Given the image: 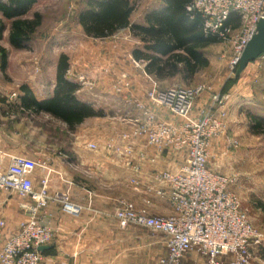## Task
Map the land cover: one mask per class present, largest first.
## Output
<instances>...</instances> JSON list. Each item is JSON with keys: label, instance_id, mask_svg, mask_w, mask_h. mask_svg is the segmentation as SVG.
<instances>
[{"label": "rangeland", "instance_id": "1", "mask_svg": "<svg viewBox=\"0 0 264 264\" xmlns=\"http://www.w3.org/2000/svg\"><path fill=\"white\" fill-rule=\"evenodd\" d=\"M141 6L136 5L132 12L133 23H138L137 16L142 11ZM85 8L86 0H36L26 14L29 17L36 10L42 15L35 33L24 48L6 54L4 65L0 56V99L5 100L0 102V148L10 152L9 155H22L45 166L47 155L58 153L68 141L74 140L76 127L68 131L63 123L48 114L22 111L20 107V86L26 85V82H31L33 92L36 88H42L44 83H53L55 87L56 63L60 54L68 57L67 78L79 85L76 98L81 102L86 98L87 101L83 103L89 104L93 109L97 107L94 99L100 96V92L107 98L110 94H121L131 89L128 80L131 74L145 72L144 66L142 68L140 64L137 65L138 61L130 54L129 46H134V43L126 31L116 32V35L104 39L87 37L80 32L77 18ZM238 31L227 41H219L204 49L209 64L190 81H183L178 77L157 81L146 75L156 82L158 90L173 86L204 88V92L194 102L191 118L199 120L207 112L223 126L222 132L212 136L209 141V166H215L214 170L217 172H213L214 174L229 180L226 190L239 200L242 212L256 232V239L249 245L250 262L261 264L260 256L264 253V209L259 206L264 205V137L251 133L247 113L256 112L251 100H264V57L251 62L246 72L235 75L238 65L231 67L235 52L230 41ZM0 45H6V37H0ZM48 87L46 93L53 92L54 87ZM40 90L36 89L37 93L40 94ZM205 96L208 97L207 104L203 107L199 104L198 107V101ZM215 97L218 104L213 100ZM230 100L236 106L233 103L227 105ZM136 105L143 112L140 108L143 104ZM143 117V123L135 122L129 130L120 134V146L114 145L115 140H109L104 144L103 150L120 158H129L132 154V140L143 137L148 144L146 135L141 132L142 124L146 122L145 116ZM176 118L177 122H170L155 116L157 121L164 123L178 124L182 121ZM157 150L183 154L184 163L181 167L185 165L186 150L177 151L170 147ZM158 176L156 182L164 184ZM128 183L137 189L136 180ZM125 191L126 187L119 185V192ZM125 204L131 205L134 211H144L136 209L125 199L118 200L117 210L122 209ZM6 230L7 225L4 231Z\"/></svg>", "mask_w": 264, "mask_h": 264}, {"label": "crops", "instance_id": "2", "mask_svg": "<svg viewBox=\"0 0 264 264\" xmlns=\"http://www.w3.org/2000/svg\"><path fill=\"white\" fill-rule=\"evenodd\" d=\"M130 1L134 4V8L136 5H142V11L140 10L141 13L137 16L138 23L132 22V13L129 18L130 23L144 27L149 24L147 20L149 13L165 6L163 0ZM77 22L80 32L85 35L79 21ZM4 23L7 24H4L5 28L0 37H6V45L0 46L7 54L18 49L9 44V24L7 21ZM124 31L133 39L134 46H129L131 55L135 49H143V43L138 37L132 35L128 29ZM263 57L264 53L253 61ZM139 61L143 66L145 65L143 60ZM251 62L242 72L248 70ZM128 80L131 89L121 94H110L107 98L98 90L100 96L94 101L99 108L94 107V109L99 111L100 115L87 118L77 125L74 140L68 141L58 153L47 155V164L32 173L36 192L40 190V180L46 177L49 194L67 190L71 202L81 208L79 214L73 216L63 212L60 203L49 201L38 211L40 222L49 228L52 234L51 242L41 251L39 264H158V260L167 255L161 234L132 225L123 228L114 217L119 199H125L136 209L144 210L150 216L171 215L173 210L169 202L168 187L156 182V176L164 171L175 172L184 163L183 154L171 150L159 152L149 146L143 137L132 140L130 143L132 154L129 158H120L103 150L104 144L109 140H115L114 145L120 146L122 143L119 141L120 134L129 130L135 122H144L137 103L143 104L157 118L170 122L178 121L165 108L152 107L149 104L146 92L150 89L151 82L145 76V72L137 71L131 74ZM26 85L32 91L31 82H26ZM49 85L54 87L53 83ZM49 85L44 83L42 88L39 87L40 94L36 91L39 88H36L35 92L32 91L34 98L39 101L49 98L53 94V92L46 93ZM203 99L198 101V107L199 104L202 107L207 104L208 97L205 96ZM85 101L86 98L82 102ZM251 101L254 102L256 110L253 114L264 117V100ZM231 103L236 106L231 100L227 105L230 106ZM90 143L95 144L97 149H89ZM9 154L10 152L5 151L4 148H0V160L3 166L8 164ZM212 167L209 166L208 159L207 168L217 172L214 170L215 166ZM130 180L138 182L136 190L134 185L128 183ZM119 185L125 186L126 191L119 192ZM5 197V194H0V218L5 222L4 229L7 225L6 231L0 230V245L3 238L14 232L25 218L26 212L20 208V205L34 204L31 199L17 197H11L2 203ZM260 259L262 264L264 253ZM204 263V257L192 251L186 253L179 264Z\"/></svg>", "mask_w": 264, "mask_h": 264}, {"label": "built area", "instance_id": "3", "mask_svg": "<svg viewBox=\"0 0 264 264\" xmlns=\"http://www.w3.org/2000/svg\"><path fill=\"white\" fill-rule=\"evenodd\" d=\"M187 10L200 14L205 33L217 36L220 41H227L239 30L230 41L235 52L231 62L234 68L244 46L254 35L257 22L264 18V0H193ZM232 14L238 17L237 29L228 23ZM138 64L143 68L142 62ZM145 76L152 83L146 94L149 104L165 108L182 121L159 122L151 110L141 105L146 119L142 134L146 135L148 144L159 150L169 147L186 150L187 159L179 170L164 171L158 176L168 187L171 216H150L125 204L116 210L114 217L121 227L138 226L163 236L167 255L158 264H179L192 251L204 257V264H251L248 250L251 241L256 239V232L242 212L239 200L226 190L229 180L207 168L209 141L222 132L223 126L213 120L211 113L206 112L199 120L191 118L194 102L204 88L173 86L158 90L156 82L146 73ZM213 100L216 102L217 97ZM88 148L95 150L96 145L89 144ZM43 167L22 155H9L6 166L0 160V194L6 195L2 203L11 197L34 202L20 205L26 216L14 232L3 238L0 264L40 263L39 248L52 240L51 231L38 217V211L47 202L60 203L61 210L73 216L81 210L69 200L67 192L49 194L46 177L40 180V190L35 191L32 173ZM4 227L5 222L0 218V230Z\"/></svg>", "mask_w": 264, "mask_h": 264}, {"label": "trees", "instance_id": "4", "mask_svg": "<svg viewBox=\"0 0 264 264\" xmlns=\"http://www.w3.org/2000/svg\"><path fill=\"white\" fill-rule=\"evenodd\" d=\"M193 0H163L165 6L149 13L148 26L130 23L134 4L130 0H86V8L79 14L78 21L86 36L104 39L116 32L128 29L139 38L143 49H135V60L145 62L144 71L157 81L179 78L190 81L209 64L204 49L218 43L217 36L206 34L200 14L189 12L187 7ZM36 0H0V35L8 26V42L15 49L24 48L41 23L42 15L26 14ZM228 23L239 26L236 14ZM4 65L6 51L0 46ZM68 57L60 54L56 63L53 94L44 100H36L27 85L20 86L22 111L45 113L73 130L85 119L100 115L89 104L79 101L75 93L79 85L67 76ZM0 99V102H4ZM252 134L264 137V117L247 113ZM264 209V205L259 206Z\"/></svg>", "mask_w": 264, "mask_h": 264}, {"label": "water", "instance_id": "5", "mask_svg": "<svg viewBox=\"0 0 264 264\" xmlns=\"http://www.w3.org/2000/svg\"><path fill=\"white\" fill-rule=\"evenodd\" d=\"M264 53V18L259 19L256 31L252 38L244 46L239 58L235 75L243 71L246 65ZM46 249V246L39 248V251Z\"/></svg>", "mask_w": 264, "mask_h": 264}]
</instances>
